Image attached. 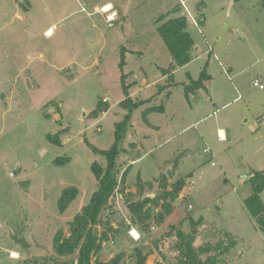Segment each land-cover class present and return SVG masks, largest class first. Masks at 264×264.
<instances>
[{
  "label": "rangeland",
  "instance_id": "374dc122",
  "mask_svg": "<svg viewBox=\"0 0 264 264\" xmlns=\"http://www.w3.org/2000/svg\"><path fill=\"white\" fill-rule=\"evenodd\" d=\"M105 3L117 12L112 17L99 10ZM261 4L0 0V264H49L55 233L68 235L67 223L97 189L91 164L105 166V158L84 140L108 150L114 123L126 114L119 106L125 98L122 74L133 102L152 99L131 113L119 143L116 162L120 174L129 169V198H153L157 211L165 200L163 182L170 186L183 179L186 185L171 203L170 216L161 225L152 220L138 241L128 234L130 215L116 194L101 218L121 230L101 245L91 264H113L120 253L118 264H134L130 255L137 248L148 254L145 264H175L176 230L195 235V248L225 241L221 234L230 233L238 243L223 257L225 264H264V239L243 206L252 193L248 175L264 171V89L250 85L254 78L264 82ZM173 8L179 11L173 14ZM168 12L167 18L185 16L193 40L192 60L174 70L170 89L162 71L172 60L156 31L157 18ZM204 67L209 80L186 98L184 87ZM100 100L107 102V112L88 117ZM159 104L164 111L149 113L145 125L142 110ZM219 128L225 141L218 139ZM57 158L69 161L55 165ZM137 177L149 182L142 194ZM69 186L78 195L60 214L58 198ZM260 197L264 205V190Z\"/></svg>",
  "mask_w": 264,
  "mask_h": 264
},
{
  "label": "trees",
  "instance_id": "16d2710c",
  "mask_svg": "<svg viewBox=\"0 0 264 264\" xmlns=\"http://www.w3.org/2000/svg\"><path fill=\"white\" fill-rule=\"evenodd\" d=\"M264 8V0L261 4ZM179 10L173 8L171 13L175 14ZM170 12L157 18L156 23H160L156 31L160 39L165 44L171 57L169 69H163V76H166V87L170 89L175 86L173 82V72L179 67L187 65L192 60L191 50L193 40L186 30V18L184 15L167 18ZM186 14V13H185ZM119 68L122 69L125 64L126 51L124 47L120 48ZM126 75L120 77L121 87L125 98L119 103V106L126 111L122 121L114 123V141L108 150H100L84 140L85 144L94 154L102 155L105 158V166L93 162L90 166L91 172L97 182V189L92 193L88 203L82 206L73 216L72 220L67 223L68 235L62 231H57L52 240V255L49 258V264H91V259L99 254L101 245L115 238L120 232V227H114L109 220L101 218V213H105L112 206L114 197L119 194L130 215V225L135 226L141 235L145 233L146 228L152 220L157 225H161L165 218L172 213L171 203L180 194L186 185L183 179H179L170 186L163 182L165 200L156 211L153 208L155 199L148 197L141 200H131L130 194L126 192L125 179L129 169H125L121 174L117 166V159L121 153L119 143L124 139L127 132V126L131 119V113L145 105H148L152 99L138 100L133 102L128 93L129 85L125 83ZM209 80L204 67L196 80L190 79V84L184 87V96L195 93L197 90L204 88V82ZM159 89L162 91L163 86ZM159 91L156 92L158 95ZM170 92L168 91V94ZM107 102L100 100L96 107L88 114V117L98 118L108 110ZM164 107L162 104L148 106L142 110V120L145 125H149L147 116L149 113H162ZM51 140L58 143V138L50 137ZM131 148H136L135 143L130 144ZM137 158V157H135ZM135 161L134 159H132ZM137 160V159H136ZM69 161V158H57L53 160L55 165H63ZM252 187V193L244 199L243 206L254 225L261 232L264 238V205L260 194L264 190V171H252L247 178ZM149 182H141L137 177V189L142 194L144 186ZM27 182L22 185L27 186ZM170 188V190H167ZM78 190L74 186H69L61 191L58 198V211L63 214L69 207L70 203L77 197ZM219 232V231H218ZM220 233V232H219ZM225 241L218 240L215 244L204 243L195 248L193 242L195 235L185 234L176 230L175 237L178 239L176 246V263L175 264H225L223 257L228 255L238 243L236 237L230 233H222ZM124 254H118L112 260L113 264H118ZM148 254L142 253L140 249H134L130 255V260L134 264H145ZM34 264H38L34 262Z\"/></svg>",
  "mask_w": 264,
  "mask_h": 264
},
{
  "label": "crops",
  "instance_id": "0c3cea01",
  "mask_svg": "<svg viewBox=\"0 0 264 264\" xmlns=\"http://www.w3.org/2000/svg\"><path fill=\"white\" fill-rule=\"evenodd\" d=\"M106 6H110V9L107 11H103V9H104V7H106ZM97 8V7H96ZM99 10L101 11V12H107L106 13V17L107 16H113L114 14H116L117 12L115 11V9L113 8V6L110 4V3H105L104 5H102L100 8H99ZM15 14H17V13H15ZM17 16H21V15H17ZM115 18H118V15H116L115 16ZM47 30H51V28L49 27L48 29H46L45 31H44V34H45V32L47 31ZM254 79H258V80H260V78H254ZM253 80V79H252ZM251 80V81H252ZM261 81V80H260ZM262 82V81H261ZM263 84H264V82H262ZM250 85H251V83H250ZM252 86V85H251ZM260 90V89H259ZM214 113V112H213ZM148 120V119H147ZM149 122V121H148ZM150 125V124H149ZM217 132H218V139L219 140H221V141H225V139H226V134H225V132L223 131V129H217ZM138 160V159H137ZM134 162V161H133ZM170 216V215H169ZM251 219V218H250ZM253 222V221H252ZM165 224V223H164ZM254 224V223H253ZM129 225V224H128ZM130 227L129 228H131V227H134V228H136L135 226H133V225H129ZM137 229V228H136ZM121 230V229H120ZM126 234H127V231L125 232ZM264 239V238H263ZM132 248L134 247V245H132L131 246ZM199 247V246H198ZM131 248V249H132ZM234 250V249H233ZM232 250V251H233ZM232 251H230V252H232ZM12 253V252H11ZM228 262H229V260H227Z\"/></svg>",
  "mask_w": 264,
  "mask_h": 264
},
{
  "label": "built area",
  "instance_id": "2783aa9c",
  "mask_svg": "<svg viewBox=\"0 0 264 264\" xmlns=\"http://www.w3.org/2000/svg\"><path fill=\"white\" fill-rule=\"evenodd\" d=\"M183 8H184V7H183ZM184 10H185V9H184ZM185 13H186V11H185ZM186 14H187V13H186ZM251 85H252L253 87H256V88L260 89V90H263V89H264V84H263L260 80H258V79H253V80L251 81ZM204 153H208V150H204ZM191 209H192V206L189 204V205H188V210H191ZM128 234H129L130 237H132L135 241H138V240L141 239V235H140L138 229H136V228H134V227H131V228L129 229Z\"/></svg>",
  "mask_w": 264,
  "mask_h": 264
},
{
  "label": "water",
  "instance_id": "95a60500",
  "mask_svg": "<svg viewBox=\"0 0 264 264\" xmlns=\"http://www.w3.org/2000/svg\"><path fill=\"white\" fill-rule=\"evenodd\" d=\"M83 114L85 115V113H83ZM168 175L169 176L171 175V173L169 171H168ZM180 196H182V195H180ZM14 242L16 244L23 246L24 248L29 247V244L24 239H14Z\"/></svg>",
  "mask_w": 264,
  "mask_h": 264
},
{
  "label": "bare ground",
  "instance_id": "6f19581e",
  "mask_svg": "<svg viewBox=\"0 0 264 264\" xmlns=\"http://www.w3.org/2000/svg\"><path fill=\"white\" fill-rule=\"evenodd\" d=\"M110 9V6H106V7H104V9H103V11H108ZM110 17H112L111 15H110ZM49 33H50V30H47L46 32H45V34L46 35H49ZM12 254V256L14 257V258H17V253H15V252H13V253H11Z\"/></svg>",
  "mask_w": 264,
  "mask_h": 264
}]
</instances>
